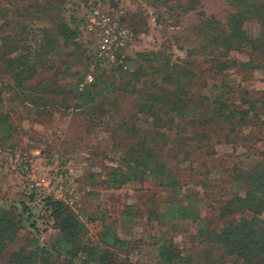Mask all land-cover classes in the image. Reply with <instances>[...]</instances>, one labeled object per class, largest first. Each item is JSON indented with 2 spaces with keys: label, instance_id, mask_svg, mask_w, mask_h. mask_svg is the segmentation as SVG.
Returning a JSON list of instances; mask_svg holds the SVG:
<instances>
[{
  "label": "rangeland",
  "instance_id": "1",
  "mask_svg": "<svg viewBox=\"0 0 264 264\" xmlns=\"http://www.w3.org/2000/svg\"><path fill=\"white\" fill-rule=\"evenodd\" d=\"M255 2L264 10V0ZM93 4L123 11L139 34L123 50L130 60L125 68L99 81L102 91H81L93 35L81 32L78 21ZM247 6L237 0H0V198L6 208L24 202L32 213L0 264L21 248L31 264H70L55 248L64 237L45 201L29 203L26 182L9 170L22 152L45 181L56 162L73 163L77 198L68 207L84 227L72 248L92 246L96 259L108 255L112 264H169L164 247L170 264L229 260L215 235L234 220L264 221L260 210L229 215L232 200L246 196L248 179L255 181L260 170L264 175V41L253 52L231 38V22L253 8ZM242 30L251 42L264 34L259 19ZM169 73L180 79L189 107L171 114V126H156L143 114L144 96L158 88L174 92L164 79ZM31 104L41 109L33 112ZM160 163L178 178L177 191L155 174ZM182 208L197 218L168 217ZM82 257L73 264L91 262Z\"/></svg>",
  "mask_w": 264,
  "mask_h": 264
},
{
  "label": "trees",
  "instance_id": "2",
  "mask_svg": "<svg viewBox=\"0 0 264 264\" xmlns=\"http://www.w3.org/2000/svg\"><path fill=\"white\" fill-rule=\"evenodd\" d=\"M147 1V0H144ZM242 2L245 7L247 8V4L251 3V10H244L242 11L234 20H232V27L233 32L231 35L232 39L240 38L242 41L240 45L244 44H250L253 52L258 51L259 47L262 45L264 41V34H262L258 40L255 42H251V40L248 41L247 35L245 32H243L242 27L244 26L245 22L251 20V19H259L261 20L263 26H264V10L260 9L256 5V0H237ZM103 6L102 4H99ZM108 11H116L115 9H108L105 6H103ZM86 14L87 11L82 14V16L79 18L78 21V28L82 32H87L85 27V20H86ZM128 24H130L134 31L136 36H138V31L136 30V27L133 25L131 21L126 18ZM75 32H72L71 36H74ZM92 35V34H91ZM95 38L92 36L91 44L89 45V49L87 52V55L84 59V75L87 72L88 69V63L91 60V57L94 54L95 51ZM130 60L126 59V57L123 59V63L118 64L114 68H112L109 71H102L98 72L95 76V81L93 84L88 85L85 90H96V91H102L99 85V81L107 76V78L113 77L114 75H117L119 72L122 71L123 68H125L124 65L128 63ZM174 71V70H173ZM21 72L17 71L13 77L14 80H19L21 77ZM163 74L164 71H161ZM178 73L177 71H174V74ZM179 74V73H178ZM165 81L171 82L172 85L176 86V90L174 92L164 90L162 88H158V93L156 94H147L145 97V104L143 108L145 109L143 111V114L149 115L154 119V124L157 126L160 123H166L168 126H171L173 123V118L171 114L173 112L181 114L183 110L188 108V101L181 97L182 95L186 94L184 92V89L182 87V84L180 79H176L173 74H165L164 75ZM83 80V79H82ZM80 80V81H82ZM79 81V82H80ZM21 85V84H19ZM2 100L1 97V91H0V102ZM161 100H164L165 103L162 105ZM31 110L34 112V109H41L36 108L31 104ZM168 108L169 110L165 112L163 109ZM163 111V112H162ZM90 113V112H89ZM170 113V114H168ZM93 112H91L90 117L95 119V116H91ZM89 117V118H90ZM1 119V118H0ZM91 119V118H90ZM5 124L3 120H0V126ZM8 129V137L7 140H10L12 138V128L11 126H7ZM261 171V170H260ZM257 173V177L255 181H252V179H248L247 181V193L244 198H234L232 200V207L233 211L229 212V215L234 214L238 210L244 208L248 209L249 211H264V175H260ZM155 174L160 177L164 178L166 180V186L168 188L174 189L177 191L179 189V183L178 178L174 174L168 173L166 170V166L164 164H157L155 170ZM264 173V172H263ZM0 194H1V187H0ZM28 202L32 203L34 199V195L28 196ZM28 204H25L24 202L20 203L21 207H14V208H6L2 204V200L0 198V258L3 256L5 250L9 247V245L14 244L19 236L22 230L24 229V225L29 223L32 213L28 211L27 206ZM45 211L49 213V217L55 221L56 227H58L60 230V233L64 238H62L63 244H65V248H58V245L60 243L62 244V241L57 242L55 248L57 249V252L63 251L65 253V258L70 262V264H73L76 262V259H78V256H82V259L92 258L90 261H82L83 264H112L108 263L110 262L108 255H103L99 257V259H96V255L94 254V251L92 249V246L89 245H83L81 247L82 250H77L73 247V241L78 239V235L80 237L81 231L83 229V225L80 224L78 217L72 214L70 211V208L63 202L56 201L52 198H48L45 200L44 203ZM193 210L191 208H182L173 210L168 213V217L171 220H177V221H187L189 219L197 218V214H191ZM35 227V222L31 224V231H33ZM81 232V233H80ZM77 236V237H75ZM216 242L218 244H221V248H223L226 256H228L229 260H223L222 258L218 259L223 262V264H230L232 259H235V264H264V221H260L256 218L251 219H240V220H234L231 223H228L224 228L223 231L219 234L215 235ZM33 244L37 248H43V251H45L47 254L50 252L48 249V246L40 244L38 238L33 239ZM42 246H40V245ZM72 246V247H71ZM85 247V248H83ZM91 247V248H90ZM170 247V246H169ZM61 249V250H60ZM92 249V250H91ZM169 249L167 247L161 248V255L164 258L165 263H169L173 259H169V252L164 253L165 251H168ZM43 251H40L43 253ZM83 252L79 253L78 252ZM91 251V253H90ZM207 261V260H206ZM32 259H30L29 256H26V252L24 248H21L19 252H14L11 254L9 261L7 264H31ZM209 263V258H208ZM173 264H186V262L179 261L178 263L173 262ZM210 264V263H209Z\"/></svg>",
  "mask_w": 264,
  "mask_h": 264
},
{
  "label": "built area",
  "instance_id": "3",
  "mask_svg": "<svg viewBox=\"0 0 264 264\" xmlns=\"http://www.w3.org/2000/svg\"><path fill=\"white\" fill-rule=\"evenodd\" d=\"M84 29L94 36L95 51L88 63L87 72L79 83L81 91L94 83L99 71H109L123 63V50L132 46L137 38L123 11H108L99 4H93L88 9ZM8 163L9 170L19 172L26 182L28 190L35 197V204L38 205L48 198L63 202L67 206L76 204V171L72 162L66 166H60L56 162L57 168L53 170L56 173L47 181L40 178L29 156L24 152L15 155Z\"/></svg>",
  "mask_w": 264,
  "mask_h": 264
},
{
  "label": "crops",
  "instance_id": "4",
  "mask_svg": "<svg viewBox=\"0 0 264 264\" xmlns=\"http://www.w3.org/2000/svg\"><path fill=\"white\" fill-rule=\"evenodd\" d=\"M13 141H15V140H13ZM31 149H32V150H39V149H37V148H34V149H33V148H31Z\"/></svg>",
  "mask_w": 264,
  "mask_h": 264
}]
</instances>
